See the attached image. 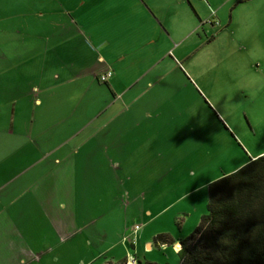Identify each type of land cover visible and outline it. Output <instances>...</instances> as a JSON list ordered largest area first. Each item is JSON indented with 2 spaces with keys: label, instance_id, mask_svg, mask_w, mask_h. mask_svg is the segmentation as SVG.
<instances>
[{
  "label": "rangeland",
  "instance_id": "1",
  "mask_svg": "<svg viewBox=\"0 0 264 264\" xmlns=\"http://www.w3.org/2000/svg\"><path fill=\"white\" fill-rule=\"evenodd\" d=\"M145 2L0 0V31L3 26L9 30L5 37L50 33L54 40L68 35L72 41L81 37L79 28L88 42L85 60L97 48L104 56L121 54L115 85L129 88L120 98L116 91L115 107L131 102L135 109L127 113L134 118L140 116L137 108H147L149 121L165 132L158 143L160 158L156 150L133 143L126 149L123 171L75 176L89 189L95 186L101 198L95 210L105 217L97 227H84V235L68 242L66 251L43 255L34 264H119L126 252L142 263L179 264L177 250L160 246L154 237L189 235L207 212V185L264 153V0ZM32 55L44 58L35 47L24 69L32 65ZM111 97L92 94L96 105L90 114ZM70 140L71 145L75 138ZM89 209L84 208L87 220L97 214L93 206ZM134 223L140 230L133 248ZM95 227L99 232L91 234ZM147 240L151 249L145 247Z\"/></svg>",
  "mask_w": 264,
  "mask_h": 264
},
{
  "label": "crops",
  "instance_id": "2",
  "mask_svg": "<svg viewBox=\"0 0 264 264\" xmlns=\"http://www.w3.org/2000/svg\"><path fill=\"white\" fill-rule=\"evenodd\" d=\"M189 3L197 14L194 3ZM8 31L6 26L0 31V68H4L0 69V264H34L40 263L43 255L66 251L68 242L84 235V227H97L98 220L105 217L95 210L101 200L95 186L89 189L75 176L98 178L107 169L115 174L123 171L126 149L133 143L156 150L160 158L158 143L165 140V132L154 120L149 121L152 114L147 108H137L140 116L134 118L127 113L135 109L131 102L115 107L116 91L120 98L129 88L115 85V63L121 54L104 56L97 48L85 60L83 49L88 42L79 28L81 37H72V41L68 35L54 40L50 33L40 37L33 32V38L23 33L22 40H16V36H4ZM35 47L42 49L44 58L35 60L32 55V65L24 69ZM63 50L70 53L63 54ZM106 70L112 72L100 81L103 86L95 80ZM105 92L112 97L103 104L97 102L99 106L91 115L92 94L97 97ZM70 128L75 130L68 135ZM72 137L75 141L70 145ZM143 163L148 164L147 158ZM89 206L97 214L87 220L84 208L90 211ZM96 227L91 234L99 232ZM137 231L131 241L133 248ZM126 240L122 237L124 243ZM113 246L106 250L112 251ZM145 247L151 249L152 242L147 240ZM172 247L178 251L179 242ZM127 254L132 253L126 252L119 264Z\"/></svg>",
  "mask_w": 264,
  "mask_h": 264
},
{
  "label": "trees",
  "instance_id": "3",
  "mask_svg": "<svg viewBox=\"0 0 264 264\" xmlns=\"http://www.w3.org/2000/svg\"><path fill=\"white\" fill-rule=\"evenodd\" d=\"M207 193V212L189 235L160 233L154 241H178L179 264H264V153L210 182Z\"/></svg>",
  "mask_w": 264,
  "mask_h": 264
},
{
  "label": "built area",
  "instance_id": "4",
  "mask_svg": "<svg viewBox=\"0 0 264 264\" xmlns=\"http://www.w3.org/2000/svg\"><path fill=\"white\" fill-rule=\"evenodd\" d=\"M111 74L110 70L104 71L103 74L99 76L100 80H104L106 77H108ZM133 232L140 229V225L135 223L132 226ZM133 241V240H132ZM121 264H139V261L137 260L136 256L133 254H127L125 260Z\"/></svg>",
  "mask_w": 264,
  "mask_h": 264
},
{
  "label": "snow or ice",
  "instance_id": "5",
  "mask_svg": "<svg viewBox=\"0 0 264 264\" xmlns=\"http://www.w3.org/2000/svg\"><path fill=\"white\" fill-rule=\"evenodd\" d=\"M179 247V246H178Z\"/></svg>",
  "mask_w": 264,
  "mask_h": 264
}]
</instances>
